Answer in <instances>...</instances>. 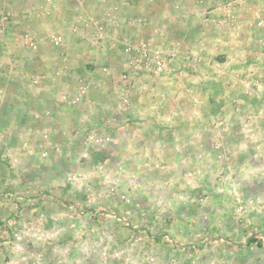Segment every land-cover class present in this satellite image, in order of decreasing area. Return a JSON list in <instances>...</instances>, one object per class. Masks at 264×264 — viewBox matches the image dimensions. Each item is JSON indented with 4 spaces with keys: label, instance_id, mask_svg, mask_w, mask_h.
<instances>
[{
    "label": "rangeland",
    "instance_id": "1",
    "mask_svg": "<svg viewBox=\"0 0 264 264\" xmlns=\"http://www.w3.org/2000/svg\"><path fill=\"white\" fill-rule=\"evenodd\" d=\"M198 1L218 0H69L77 9L65 19L63 1L48 0L55 16L36 33L40 0H0V246L13 245L14 263L36 254L53 264H264V119L175 151L157 137L144 152L120 130L139 120L130 97H156L154 79L171 83L190 52L180 39L207 20L192 13ZM139 48L164 52L163 68ZM98 99L121 112L97 116L87 104ZM77 216L79 243L64 233Z\"/></svg>",
    "mask_w": 264,
    "mask_h": 264
},
{
    "label": "crops",
    "instance_id": "2",
    "mask_svg": "<svg viewBox=\"0 0 264 264\" xmlns=\"http://www.w3.org/2000/svg\"><path fill=\"white\" fill-rule=\"evenodd\" d=\"M62 1L59 14L65 19L77 7L69 0ZM225 2L218 0L216 3H207L215 7L208 19L202 22V27L194 28L189 23L187 34L183 36L186 42L180 39V43L186 44L191 50L188 53L182 51L177 56L171 83L155 78L156 97L143 94L130 97V112L139 120L136 124L120 128L126 129L125 138L130 146L153 152L158 144L152 143V138L163 137L166 146H173L172 151L185 145L192 148L196 146L193 143L196 136L209 138L217 133L225 138H233L240 134L241 124L247 118L255 121L264 119V0H244L239 4L222 6ZM155 3L156 7L147 2L143 9L159 10L158 1ZM49 4L48 0L35 3L34 9L39 10L40 14L35 11L29 21L36 33L37 30L43 31L39 29L40 23H36L38 20L46 24L49 21L47 18L55 16V8ZM50 11L52 13H46ZM151 21L158 23L159 18L156 16ZM70 37L74 41L80 39L69 34ZM185 54H189L187 62L183 61ZM185 64L190 66L186 69L183 67ZM249 80L254 84L251 96L242 94ZM184 89L188 93L181 92ZM161 90H171L172 96H159ZM130 92L133 95L135 91ZM187 94L190 97H185ZM87 106L97 116H118L121 112L118 101L114 99L90 101ZM138 135L150 141L140 146L135 140ZM234 145L237 146V141ZM160 148L158 150L166 152L165 145L162 144ZM71 223L64 228V233L72 235L79 243L84 225L79 216ZM90 231L94 237L93 223L90 224ZM77 248L74 247L76 251ZM18 256L13 245L0 246V264L13 262Z\"/></svg>",
    "mask_w": 264,
    "mask_h": 264
},
{
    "label": "built area",
    "instance_id": "3",
    "mask_svg": "<svg viewBox=\"0 0 264 264\" xmlns=\"http://www.w3.org/2000/svg\"><path fill=\"white\" fill-rule=\"evenodd\" d=\"M240 0H230V1H226L225 3H223L222 6H231L233 4L238 3ZM214 8H212L210 5H208L205 2L202 1H198L197 3H195L193 9H192V13L196 16H198L199 18L206 20L208 19V17L210 16L211 12L213 11ZM126 50L128 52H133L135 53V49H133V47L128 46L126 48ZM136 53H138V55L140 56V58L146 63V64H151V65H155L158 69H162L164 66V57H163V53L161 50L157 49L155 51H151L145 48H139L137 49ZM82 93L85 92L86 89H84L83 87H80ZM78 100V98H77ZM235 194H237V192H235ZM254 199H250V202H253ZM8 264H53L50 261L46 260L42 255H36L33 254L30 257H23V259L20 261V263H14V262H9ZM75 264H85L83 261H77V263Z\"/></svg>",
    "mask_w": 264,
    "mask_h": 264
}]
</instances>
